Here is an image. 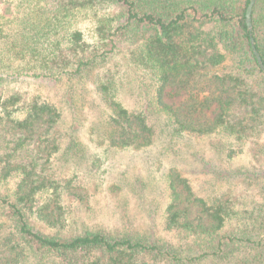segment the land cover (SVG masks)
I'll list each match as a JSON object with an SVG mask.
<instances>
[{
    "label": "trees",
    "instance_id": "1",
    "mask_svg": "<svg viewBox=\"0 0 264 264\" xmlns=\"http://www.w3.org/2000/svg\"><path fill=\"white\" fill-rule=\"evenodd\" d=\"M57 2L50 27L28 37L9 31L19 10L11 0H0V178L17 179L14 199L0 195V217L13 223L0 236V264H149L146 257L160 255L171 264L183 263L177 250L143 238L103 232L64 238L35 230L30 216L53 228L65 225L64 200L72 188L47 173L60 149L55 130L61 113L54 103L12 83L24 76L82 79L125 44L141 40L137 60L149 68L152 79L144 110H130L115 99L108 75L96 81L113 111L110 141L120 147H147L155 136L150 116L165 114L175 133H222L243 143L264 126V72L250 40L253 36L264 61V0L254 5L252 32L246 23L250 0ZM78 11L92 14V39L67 25ZM208 23L212 26L205 30ZM180 96L178 103L166 100ZM230 153L233 157L236 152ZM169 188L166 225L195 238L194 260L238 256L264 264V230L257 234L243 227L221 235L231 216L227 202H208L174 169Z\"/></svg>",
    "mask_w": 264,
    "mask_h": 264
},
{
    "label": "rangeland",
    "instance_id": "2",
    "mask_svg": "<svg viewBox=\"0 0 264 264\" xmlns=\"http://www.w3.org/2000/svg\"><path fill=\"white\" fill-rule=\"evenodd\" d=\"M11 2L19 10V19L9 31L28 37L41 32L46 25L50 27L58 7L57 0ZM92 18L91 13L78 11L68 18L67 25L72 24L92 39ZM211 26L208 23L204 29ZM140 44L141 40L125 44L104 66L82 79L57 81L24 76L12 83L22 92L40 95L58 107L61 119L55 134L60 149L47 164V173L72 188L64 200V227L53 228L35 216H30V223L44 235L64 238L87 232L143 238L177 250L178 257L185 258L178 264H258L238 256L194 260L197 253L191 249L195 247V238L183 229H168L166 216L171 202L169 174L174 169L188 178L195 193L208 202H227L231 216L221 235L243 227L257 234L264 230L258 229L264 226V126L261 132L241 143L222 133H175L165 114H155L150 116L155 129L151 145L120 147L110 141L113 111L96 81L108 75L115 99L130 110H144L152 96V79L149 68L137 60ZM183 97L166 100L178 103ZM232 150L236 152L233 157ZM16 180L0 178V195L14 199ZM12 229L13 223L1 216L0 236ZM145 260L149 264H171L162 255Z\"/></svg>",
    "mask_w": 264,
    "mask_h": 264
},
{
    "label": "water",
    "instance_id": "3",
    "mask_svg": "<svg viewBox=\"0 0 264 264\" xmlns=\"http://www.w3.org/2000/svg\"><path fill=\"white\" fill-rule=\"evenodd\" d=\"M256 1L257 0H250L248 7H247V10H246V23H247V26H248V29L250 32H252V30H253L252 14H253L254 5H255ZM250 40H251L252 50H253V53L255 55V58L259 64L260 68L264 72V61L262 59L260 52L256 48L254 37L251 36Z\"/></svg>",
    "mask_w": 264,
    "mask_h": 264
}]
</instances>
